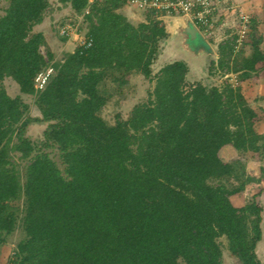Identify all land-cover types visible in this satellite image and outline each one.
Returning <instances> with one entry per match:
<instances>
[{"label":"trees","instance_id":"16d2710c","mask_svg":"<svg viewBox=\"0 0 264 264\" xmlns=\"http://www.w3.org/2000/svg\"><path fill=\"white\" fill-rule=\"evenodd\" d=\"M6 3L0 16V246L17 220L24 232L7 264H223L221 239L234 262L262 264L264 208L255 198L264 187L257 184L253 200L241 207L231 197L258 183L245 175L244 163L262 158L264 111L249 107L238 86L189 81L186 64L173 61L159 68L150 99L109 125L100 116L110 96L105 83L121 88L131 73L149 78L167 38L164 26L150 13L132 25L117 13L122 0L94 2L84 15L90 46L55 61L48 53L45 60L39 51L45 39L33 28L55 10L83 14L88 0ZM261 40L251 19L241 39L249 55L235 57L233 44L225 43L208 75L225 66L241 81L263 79ZM48 68L37 89L36 77ZM7 78L18 87L15 97L3 87ZM22 96L33 98L38 117L30 116ZM31 124H45L38 147L23 137ZM225 146L236 153L231 161L218 155ZM47 149L58 152L62 170ZM11 151L27 164L11 162ZM20 199L18 219L13 203Z\"/></svg>","mask_w":264,"mask_h":264},{"label":"rangeland","instance_id":"374dc122","mask_svg":"<svg viewBox=\"0 0 264 264\" xmlns=\"http://www.w3.org/2000/svg\"><path fill=\"white\" fill-rule=\"evenodd\" d=\"M54 2L55 0H53V3ZM248 2H251L249 7L243 5L241 6L240 4H234L231 13L229 16H227L223 23H215L213 35L210 38H207L209 49L211 51L210 54H208L207 68L209 67L210 62L214 61L212 59L213 54L218 56L219 46H222L225 43L233 44V56L247 57L249 55V49L245 46H241V44L239 45L236 42L240 35L239 30L241 16L245 17V19H248V23L251 19H253L258 24V33L262 36L260 49L264 52V15L261 14L264 0H249ZM6 5V0H0V16L3 14ZM237 5H240L241 7H238ZM117 13H120L126 18V15H124L123 6L117 10ZM146 17L147 15H143V17L141 16L139 20H133V18L126 19L132 25L136 26L139 23H145L147 19ZM78 19H80V39L74 40L72 38H61L58 31L60 23L64 20L76 21ZM155 20L159 21L161 25H163V22L160 18H156ZM87 27L88 23L84 18H81V15H75L69 10V8H65L55 10L50 15H47L41 24L33 28L32 33H41L43 35L45 43L39 47V51L45 60H47V54L50 53L53 55V60L55 61L62 59L67 53H71L78 46L79 41L85 37ZM167 38H165V40L161 41L159 44L160 52L157 59L150 67L151 75L149 78H145L139 73H131L129 76H127V83L121 88L108 81L105 83L104 90L110 96L108 102L102 108L100 116L107 124L112 125L116 119L125 120L135 105L146 103L150 99V94L154 87L153 79L156 73L161 66L176 58L174 54H171L172 52H178V50H176L177 48L175 47L178 42L176 41V43H172L171 41V43H169ZM201 81L202 83L214 84L218 87L223 85H231L232 87L238 86L240 87V93L249 107L264 111V78L256 82L252 79L241 81L235 74L228 73L225 66L221 69H216V67L213 66L212 77L211 75L205 76ZM3 87L10 97H15L19 94L17 85L9 78L3 81ZM22 101L29 106V114L31 117L39 116L38 112L33 106V98L22 96ZM44 128L45 125L31 124L26 128L23 137L27 138L31 143H33V145L38 147L40 146L39 139L42 137ZM258 132L261 137H263L260 142L263 145L261 154L262 158L256 162L247 161L244 163L245 175L256 177L258 179V183H254L253 186L247 185L242 193L236 197H233L232 202L236 205H245L246 203L251 202V200H253L252 196L254 193V188L257 186V184L264 187V124L259 127ZM14 142L15 139L12 143ZM45 151L56 163L58 169L62 170L63 166L60 162L58 152L54 149H47ZM235 154V152H231L230 148H224L219 152V157L223 161H231L236 157ZM9 157L11 162L19 165L20 168L27 164V160L20 159V154L15 151H11ZM20 173L22 176V171ZM255 201H258L264 208V192L259 197H256ZM13 205L18 209L16 211V216L18 219H20L22 216L21 210L23 207V200H17L13 203ZM262 224L264 226V218ZM262 231L263 239L259 245L258 255L261 258L262 264H264V227ZM23 238L24 232L21 227V221L17 220L13 232L5 237V242L0 246V264H7L17 243ZM220 243L222 244L223 248V264H238L237 262H234L229 256L226 250L225 240L221 239Z\"/></svg>","mask_w":264,"mask_h":264},{"label":"built area","instance_id":"2783aa9c","mask_svg":"<svg viewBox=\"0 0 264 264\" xmlns=\"http://www.w3.org/2000/svg\"><path fill=\"white\" fill-rule=\"evenodd\" d=\"M103 0H88V6L81 14V18L88 14L89 7L94 2ZM124 6L136 11L139 14H151L154 19L158 18H181L188 20L197 30L199 35L207 41L213 35L215 23L223 21L229 16L234 5L232 0H122ZM223 15V19L220 16ZM222 19V20H221ZM219 23V24H220ZM80 19L74 21H65L58 27L59 35L63 39H80ZM248 25V19L240 17L239 37L236 42L240 45L241 39L245 34V28ZM78 46H90V40L85 37L79 41ZM77 46V47H78ZM52 70L48 68L40 73L35 79V87L41 89Z\"/></svg>","mask_w":264,"mask_h":264},{"label":"crops","instance_id":"0c3cea01","mask_svg":"<svg viewBox=\"0 0 264 264\" xmlns=\"http://www.w3.org/2000/svg\"><path fill=\"white\" fill-rule=\"evenodd\" d=\"M248 1L249 0H232V3H233V5L234 4L235 5L240 4L241 6L243 5V6L249 7L251 2H248ZM240 5H237V6L241 7ZM123 11H124V15H126V18H128V19L133 18V20H139V18L141 16L143 17V15H144V14H139L136 11H133L132 9H130L128 7H125L124 5H123ZM170 19H181V18H161L165 28H166V25L169 24ZM178 28H179L178 26L173 25V29H174L173 31H177ZM167 37H168L167 41L169 43H171V41H172V43L173 42L176 43V41L178 42L180 39H182V38L179 39L177 36L172 37V36L167 35ZM199 38H200L201 44L194 45L193 46V48H194L193 52H183V51L176 49V50H178V52H176V51L172 52L171 51L172 52L171 54H174L176 56V58L168 62V63L173 62V61L184 62L187 66V69H188L186 78L191 82L201 81V80H203V78L205 76H208V74H207V71H208V68H207L208 63L207 62L208 61L207 60H208V54H210L211 51L209 49V43L206 40H204L200 35H199ZM176 45H175V47L177 48ZM212 59L215 61L217 59V56L215 54H213ZM224 148H230L231 152H234V150L229 146H225L222 149H224ZM218 155H219V153H218ZM236 196H233V197H236ZM233 197H231V202H232ZM232 204L236 207H241L244 205V204L236 205L233 202H232Z\"/></svg>","mask_w":264,"mask_h":264},{"label":"water","instance_id":"95a60500","mask_svg":"<svg viewBox=\"0 0 264 264\" xmlns=\"http://www.w3.org/2000/svg\"><path fill=\"white\" fill-rule=\"evenodd\" d=\"M169 21V24L166 25L167 29L164 27L166 34L172 37L177 36L179 39L182 38L178 41V50L183 52H193V46L201 44L199 33L188 20L170 19ZM173 25L179 27L177 31H173Z\"/></svg>","mask_w":264,"mask_h":264},{"label":"flooded vegetation","instance_id":"af4514ba","mask_svg":"<svg viewBox=\"0 0 264 264\" xmlns=\"http://www.w3.org/2000/svg\"><path fill=\"white\" fill-rule=\"evenodd\" d=\"M50 3H53V0H49ZM56 1V0H55ZM54 4V3H53ZM54 6H57V4L55 3ZM205 52V51H204ZM197 56V55H196Z\"/></svg>","mask_w":264,"mask_h":264}]
</instances>
